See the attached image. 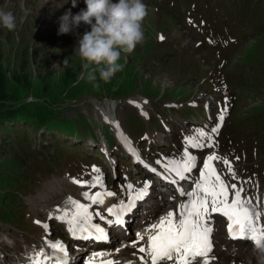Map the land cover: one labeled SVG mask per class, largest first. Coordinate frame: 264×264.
<instances>
[{"label": "rangeland", "instance_id": "1", "mask_svg": "<svg viewBox=\"0 0 264 264\" xmlns=\"http://www.w3.org/2000/svg\"><path fill=\"white\" fill-rule=\"evenodd\" d=\"M183 1L189 3L190 0H187V2L186 0ZM229 3L231 5L233 4L235 9H239V7H237L238 0H230ZM212 5L217 7L214 0ZM0 9L11 11L17 23V27L14 31H8L0 27V68H2L3 74L9 82L8 93L11 98L20 100L24 103H41L47 100V96H56L59 98L60 103L64 102L61 116L68 119L77 118L78 116L88 119L93 131L92 133L83 129L81 133L87 140L78 142H76L73 137L66 138L58 132H51V134L47 135L46 144L41 142L43 138L40 133L30 131V139L27 144L31 151L30 159H23L22 154L27 148H25L22 143L19 144L18 141H14V150H4L2 157H0V162H4L2 160H5L16 167L14 172L9 173L8 170L2 172V177L0 178V205L6 214L7 220L21 228H24L23 213L25 212L24 221L27 225V228L22 230L4 224V229L0 230V240H5L7 249L17 251L19 250L20 240L28 239L34 241V239L39 236L40 231L31 224V219L43 216L46 210V208L43 207L44 204H49L48 207H52L58 204V201L63 199L67 194H77V189L70 183L69 179L81 170L83 164H90L93 162L101 163L104 165L105 169L109 171L106 159L100 153L99 144L102 145L107 141L110 152H115L117 142H112L108 138L109 132L110 135L113 136V134L110 128L104 125L102 120L99 119L97 109L93 105V102H97L106 107L107 103H112V101H106L102 98H122H115L122 101H116L118 105L116 109L117 116L119 122L134 135L135 139L140 140L144 133H148L153 140H155L157 136V140L164 144L163 148L171 150H174L175 146L179 143L178 136L183 127L194 122L204 123L208 119V115L201 106L198 108H191L192 111L188 112V102L196 101L201 104L206 102L210 103L211 108H215L217 102H220V99L224 100L216 125V128H219L224 120L221 127L224 146L225 148L229 147L232 152L237 153L240 159L245 161L243 162V166L248 171L241 173V178L255 181L260 177L261 181L259 182H264V172L259 168V164L264 161V154L259 157L260 147L257 141L258 137L256 135H251L250 132L241 130V117L245 119L249 115H255L257 109H264V78L257 82L259 95H250L246 92L247 88L243 89L245 82H252L256 79L259 70L261 75L264 74V63H261L258 67L253 63L248 65L245 74L241 76L240 80H238L231 71H228L226 67H222V65L218 66L217 71L221 70L223 72L225 77L229 80L228 84L238 88L237 95L231 92L230 95H224L221 98V93L219 91L221 84L219 80L222 78V75L219 72L214 75V71L208 67L202 71L200 77L197 76V78H193L194 71L192 72L190 69L195 70L194 66L200 65L202 62V57L196 54L194 46L187 49L184 48V43L181 40L176 41L172 45L175 51L173 61L167 67L163 64L162 58L156 51V33L162 30L163 20L155 16L150 18L147 16L144 21V42L137 45L133 52L122 53L121 59L118 61L119 63L123 61L125 66L127 63L130 65L128 73L111 78L109 81L102 84L98 81L89 82L86 79L85 71V75L83 77L81 76L77 86L72 90L64 89L61 85L63 78L62 59L73 47H77L78 39L82 37L86 31H90L91 28L81 23L72 33L59 35L58 21L69 9H71L74 15L79 13L82 9H86L84 0H77L76 7H72L71 0H0ZM232 25L237 28L239 25L238 20L232 23ZM243 26L245 27L244 30L247 29V31L242 33L243 37L245 39L247 37L251 38L254 33V31L251 30L252 23L245 22ZM228 33L227 29L224 28L223 34L227 36ZM22 40L30 43L35 50L33 52L35 58L33 67L34 73L32 75V80L27 82V84H21L13 80V74L11 72V54L15 44ZM250 42L251 40L248 41V44H250ZM243 52L244 50H242V53ZM191 58L193 59L192 61L190 60ZM164 61L166 62L165 59ZM194 61L196 64H192ZM188 63H190L191 66ZM185 64L189 65V70H186L188 65L186 66ZM215 65H217V61L213 63V66ZM37 67L47 71L41 75V78H39ZM248 71L250 73H248ZM205 81L209 82L205 84ZM95 84L99 86L97 87ZM207 87L210 89H207ZM233 91L235 92V90ZM109 92H111L112 97H106L110 96L106 94ZM204 94L207 97L202 99ZM71 95L76 98L66 101ZM138 97L140 99L146 98L149 100L158 98L157 100H150V104L148 105L151 116L149 121L140 117L136 110L126 103L129 99ZM177 97L181 98V100H174V98ZM212 98L213 100L211 101ZM234 101L235 106L231 107ZM172 102L179 104L180 107L178 109L167 108L166 104ZM160 118H162L168 126L170 125V136H166L165 139L161 136L164 132L159 134L160 131L164 130L159 121ZM231 120H233L232 136L229 134L231 130ZM126 121L134 123L138 127L136 126V128H134V124H128ZM16 124L21 128L25 127L20 123ZM12 125L14 126L15 124ZM200 130H203L206 134L205 129L197 126L191 130L189 137L197 140L203 139L198 136ZM137 132H139V134H137ZM12 135L13 134H4V131L0 129V144L2 148H7L4 142L6 138H12ZM55 140L66 141L71 145L77 144L83 147V150L79 154L70 156V161L65 160L66 164L61 170L55 168V161L54 158H52L53 155H51V151L54 148V144L51 143ZM17 143L19 145H17ZM154 144L155 143H151L150 146ZM42 145L44 147H42ZM44 150L47 152L48 160L46 156V160H43V158H39V155H35L36 153L40 154L41 151L43 152ZM71 152L73 151L68 150V153ZM34 158L37 160H34ZM87 159L88 161H86ZM19 160L23 161L26 167L34 172L35 184L33 186V179L22 169ZM42 163L43 165H41L39 169L34 168L35 164L40 165ZM46 164H48L47 168L45 167ZM261 167L264 169V164ZM48 171L50 175H47ZM55 196L56 198L54 199ZM57 229L60 230V228ZM5 235L7 238L4 237ZM220 249L224 250L223 248ZM244 253L254 255L246 249H244ZM257 261L260 263L262 262L261 259H257Z\"/></svg>", "mask_w": 264, "mask_h": 264}, {"label": "snow or ice", "instance_id": "2", "mask_svg": "<svg viewBox=\"0 0 264 264\" xmlns=\"http://www.w3.org/2000/svg\"><path fill=\"white\" fill-rule=\"evenodd\" d=\"M163 39V37H161ZM222 119V118H221ZM218 128L211 130L212 134L218 133ZM201 138L211 139V135L205 134L203 130L198 132ZM188 144L192 147L203 148L206 145L189 139ZM185 159L180 162H172V167L166 166V171H171L178 177L179 180L186 179L185 173L190 172L197 163L195 156L185 152ZM220 159L216 156H209L204 163V171L201 173V179L195 183V192H185L179 189L180 195L188 198V203L182 205V215L179 221L174 219V213H167L159 217V222L153 224L150 230H155L156 234L148 237V248L140 247L138 251L145 253L140 259L143 264H160L164 261H174V264H210V253L212 251L211 243V226L206 220L211 213L219 212L229 220V235L232 239H248L254 244L264 242V227L259 226L260 213L256 206L252 205L250 200L242 197L243 189H237L236 185H231L232 201L229 203V186L221 179L212 166V161ZM232 178L235 179V172L229 161H223ZM93 171H99L93 169ZM155 171V169H153ZM99 180V178H97ZM80 183L79 181H76ZM169 182L177 184L176 178H169ZM95 186V185H92ZM133 186L128 185V189L132 190ZM203 193L204 195H200ZM147 194L145 189H141L130 196V203L122 205L119 213H115L113 209H108L110 215H116V224L123 225V214L135 207L136 200L143 199ZM111 196L114 193H105ZM199 196V199L197 197ZM85 197L93 200L97 204L103 203V196H89L85 193ZM74 207L82 210V215H77L78 224H84V227H77L72 220L67 219V214L64 222L70 225L69 231L76 239H100L106 238L102 228L91 226V232L98 235H91L90 228L87 222L91 219L88 215V210L75 201H71ZM211 205V212H209ZM76 215V214H74ZM39 223V222H38ZM179 229V230H178ZM138 240H143L144 237L137 234ZM137 240L132 241L135 247ZM48 247L53 250V253L45 251L36 252L29 256L31 264H68L66 248L62 243H49ZM102 256L103 254H97ZM150 258V260L148 259ZM199 258V261H198ZM89 264H94L90 261ZM105 264H115L114 261L108 260Z\"/></svg>", "mask_w": 264, "mask_h": 264}, {"label": "clouds", "instance_id": "3", "mask_svg": "<svg viewBox=\"0 0 264 264\" xmlns=\"http://www.w3.org/2000/svg\"><path fill=\"white\" fill-rule=\"evenodd\" d=\"M86 9L73 14L71 9L59 18V35H67L81 23L90 26L78 39L76 55L83 61L86 79L109 81L123 65L118 61L122 53H131L145 40L144 21L149 14L144 0H84ZM76 7L77 0H71ZM0 27L14 31L16 18L11 11L0 9ZM67 63V61H65ZM82 77L85 75L81 74ZM95 86H99L95 84ZM264 264V242L254 244Z\"/></svg>", "mask_w": 264, "mask_h": 264}, {"label": "trees", "instance_id": "4", "mask_svg": "<svg viewBox=\"0 0 264 264\" xmlns=\"http://www.w3.org/2000/svg\"><path fill=\"white\" fill-rule=\"evenodd\" d=\"M76 48L73 47L69 53H67L63 57V78L61 81V85L64 89L72 90L75 86L78 85L79 79L81 78V74L85 73V70L82 67L83 61L76 55ZM34 48L30 45V43L25 42L24 40L15 44L14 50L11 54V67L13 80L21 84H27L30 80H32V75L34 73ZM67 61V63H65ZM120 64L123 65L122 71L117 72L112 78L117 76L124 75L129 72L130 65L127 63L125 66L124 62L121 61ZM39 78L41 75L47 71H44L38 68ZM7 71V70H6ZM264 75V74H263ZM98 82L102 84L105 83L102 80L97 79ZM8 85L9 82L6 76L3 74L2 68H0V126L5 122H21L26 124L27 128L39 129L46 128L48 130H53L56 128L63 129L61 132L65 135H73L75 129H70L69 127H64V124H60L57 121V107L51 106H62L63 102H59V98L53 95L47 96L46 102L42 103H33L26 104L20 100L12 99L10 94L8 93ZM106 86V85H104ZM111 96V92L106 93ZM105 94V95H106ZM76 98L75 96H70L68 99ZM79 123V122H78ZM80 127L82 125L79 123ZM75 127V125H73ZM16 127L11 128V130H16ZM10 127H7L6 131H9ZM18 134H23V140L27 139V131L21 128L16 130ZM0 157H2L0 155ZM4 162H0V178L2 177V172L4 170H11V168H15L16 166L8 163L5 160ZM3 163V165H2ZM14 170V169H13Z\"/></svg>", "mask_w": 264, "mask_h": 264}, {"label": "bare ground", "instance_id": "5", "mask_svg": "<svg viewBox=\"0 0 264 264\" xmlns=\"http://www.w3.org/2000/svg\"><path fill=\"white\" fill-rule=\"evenodd\" d=\"M195 54V53H194ZM191 61L193 60L192 58L190 59ZM198 61V60H197ZM185 63H187V62H185ZM193 63H195V61L194 62H192V64ZM190 66H191V64L190 63H188ZM187 64V65H188ZM198 64V63H197ZM186 65V64H185ZM185 65H183V66H185ZM186 65V66H187ZM188 65V66H189ZM250 65V64H249ZM194 67H196V66H194ZM257 69V68H256ZM180 70V69H179ZM187 70V69H186ZM189 70V69H188ZM190 71H191V69H190ZM187 72V71H186ZM193 72V71H192ZM191 72V73H192ZM189 73V72H188ZM248 73H250L249 71H248ZM254 73H255V71H254ZM256 73H257V71H256ZM184 74H185V72H184ZM194 74V73H193ZM247 74V73H246ZM183 76V75H182ZM209 76V75H208ZM250 76V75H249ZM184 77V76H183ZM252 77V76H251ZM194 78V77H193ZM246 78H248V77H246ZM185 79V78H184ZM182 80V79H181ZM255 80V79H254ZM253 80V81H254ZM180 81V80H179ZM188 82V81H187ZM179 83V82H178ZM181 84V83H180ZM146 86V85H145ZM181 86V85H180ZM185 87V86H184ZM183 87V88H184ZM205 87V86H204ZM182 88V87H181ZM209 87H207V89H208ZM210 89V88H209ZM181 91V90H180ZM152 92V91H151ZM157 92V91H156ZM200 93V92H199ZM158 94V93H157ZM195 94V93H194ZM152 95V94H151ZM178 95V94H177ZM185 95V94H184ZM174 96H175V94H174ZM181 96V95H180ZM182 97V96H181ZM190 97V96H189ZM171 98H173V97H171ZM178 98V97H177ZM183 98V97H182ZM39 100V99H38ZM143 99H140L139 97L138 98H136V99H134V100H132L134 103H136V105H137V107L141 110V112H143V106H144V104H145V102L144 101H142ZM35 101H37V100H35ZM137 112V111H136ZM175 123V122H174ZM170 124V123H169ZM132 125V124H131ZM153 126V125H152ZM170 126V125H169ZM105 127V126H104ZM159 134H162V133H159ZM157 137V136H156ZM90 162V161H89ZM88 162V163H89ZM198 170H204V169H198ZM15 206H16V204H15ZM6 231V230H5ZM4 233V232H3ZM6 236V235H5ZM1 238V237H0ZM10 247H11V245H10ZM11 249V248H10ZM9 250V249H8ZM0 264H6L5 263V261H3V260H0Z\"/></svg>", "mask_w": 264, "mask_h": 264}]
</instances>
